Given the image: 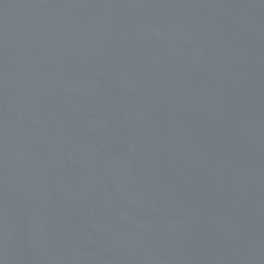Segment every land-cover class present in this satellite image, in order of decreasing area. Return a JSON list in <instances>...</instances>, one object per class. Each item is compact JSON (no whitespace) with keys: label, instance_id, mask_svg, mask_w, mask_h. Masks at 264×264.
Returning <instances> with one entry per match:
<instances>
[{"label":"water","instance_id":"1","mask_svg":"<svg viewBox=\"0 0 264 264\" xmlns=\"http://www.w3.org/2000/svg\"><path fill=\"white\" fill-rule=\"evenodd\" d=\"M0 264H264V0H0Z\"/></svg>","mask_w":264,"mask_h":264}]
</instances>
